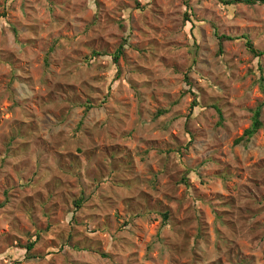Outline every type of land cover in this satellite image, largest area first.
Wrapping results in <instances>:
<instances>
[{
  "label": "rangeland",
  "instance_id": "374dc122",
  "mask_svg": "<svg viewBox=\"0 0 264 264\" xmlns=\"http://www.w3.org/2000/svg\"><path fill=\"white\" fill-rule=\"evenodd\" d=\"M222 1L0 0V264H264V5Z\"/></svg>",
  "mask_w": 264,
  "mask_h": 264
},
{
  "label": "trees",
  "instance_id": "16d2710c",
  "mask_svg": "<svg viewBox=\"0 0 264 264\" xmlns=\"http://www.w3.org/2000/svg\"><path fill=\"white\" fill-rule=\"evenodd\" d=\"M223 4L225 5H233L236 3H244V4H248V5H256L258 3L264 5V0H234V1H228V0H223L222 1ZM221 40L223 39H228V40H232L231 37H220ZM247 47L249 48V50L256 55V57H261L262 53L257 52L254 49L253 44L250 41H247ZM220 52L222 53V46L220 48ZM122 54V52L120 51L119 54L114 57L115 62H117L120 58V55ZM96 56H98L99 54H95ZM263 90L264 87L262 86ZM197 104V102L195 101V105ZM263 128V123L261 121V107L259 109L256 110L255 115H254V122L252 127L247 130L244 134V136L242 138H240L239 140H237V144H240L242 141L246 140V141H250L261 129ZM78 207L81 206V202L78 201L77 202ZM33 246H29L28 250L32 249Z\"/></svg>",
  "mask_w": 264,
  "mask_h": 264
}]
</instances>
